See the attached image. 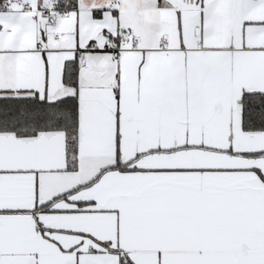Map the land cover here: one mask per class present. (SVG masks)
<instances>
[{"label":"snow or ice","instance_id":"1","mask_svg":"<svg viewBox=\"0 0 264 264\" xmlns=\"http://www.w3.org/2000/svg\"><path fill=\"white\" fill-rule=\"evenodd\" d=\"M0 264H264V0H0Z\"/></svg>","mask_w":264,"mask_h":264}]
</instances>
